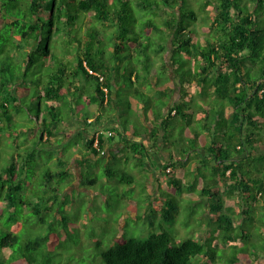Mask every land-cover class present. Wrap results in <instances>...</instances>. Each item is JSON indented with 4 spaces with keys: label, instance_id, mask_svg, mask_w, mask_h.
<instances>
[{
    "label": "trees",
    "instance_id": "16d2710c",
    "mask_svg": "<svg viewBox=\"0 0 264 264\" xmlns=\"http://www.w3.org/2000/svg\"><path fill=\"white\" fill-rule=\"evenodd\" d=\"M8 1L12 8L22 9L23 18L11 17L8 21L17 25L16 54L12 57H17L22 75L14 92L6 93L12 80L7 73L13 68L10 63L14 59L7 55L1 61L0 136L2 131L12 132L15 124L14 109L6 98L12 99L15 107L21 106L22 99L32 93L28 86L33 87L37 94L32 99L39 101V114L36 118L32 116L36 123L21 120L19 131L26 135V141L22 142L20 133L13 139L16 144L13 160L0 170V223L4 222L6 211H10L12 214L7 220L13 226L8 230L7 223H3L6 228L0 229V264H38L40 259H55L63 241L76 234L73 229H79V225L71 222L67 214L72 203L69 196L79 192L85 194L88 203L93 201L97 194L88 195L83 185L93 189L96 181L88 173L83 178V158L80 160L82 174L75 173L70 166L75 155L72 148L65 154L67 145L59 153L48 147L55 134L54 122L61 116L56 109L68 102V96L83 98L85 93L103 109L112 98L114 82L121 86L120 92L126 90L127 96L121 97V101H127L128 118L110 136L96 130L87 140V147L105 157V146L120 136L130 150H122L125 170L116 165L122 171L120 181L132 185L136 180L133 171L143 170L149 149L145 143L128 137L130 133L141 134L140 129H147L140 120L145 118L153 129V150L161 148L159 139L163 138V149L170 152L171 159L162 167L170 177L161 188L171 186L176 194L181 193V198L195 203L204 201L209 214L206 218L217 228V235L209 231L204 241L189 238L176 244L171 232L163 229L148 238L119 240L109 248H104L99 241L97 262L100 259L103 264H224V255H219L214 247L218 237L221 244L234 247L245 241V247L239 246L244 253L247 242L254 243L256 226L258 229L261 224L263 230L257 231L261 244L254 243V248L249 245L248 249L257 259L255 264H264V0H249L253 3L252 9L247 3L242 5V0H203L209 28L199 18L202 13L191 6V0H25L23 7L18 0H0L1 27L7 22L3 8L8 6ZM136 5L141 11L153 9L156 16L168 15L164 26L160 27L152 16L143 20V27L139 28L135 25ZM189 18L195 26L189 24ZM59 25H66L65 38L69 39L70 48L61 56L64 60L58 57L60 66L45 78L43 68H50L52 57L57 53L60 56V50L50 45ZM201 25L208 33L203 39ZM152 32H163L166 36L154 52L149 51L150 45L146 42L152 39ZM106 36L109 42L105 41ZM40 54L47 60L50 58L43 66L36 65L41 60ZM170 73L179 80L183 99L193 88L195 101H190L193 103L190 106L175 101L166 112L173 89L163 87L171 82ZM90 86L92 92L87 90ZM43 98L47 111L41 104ZM135 104L142 106L141 111L130 115ZM215 107L218 110L214 113ZM97 138L104 153L94 146ZM78 142L81 143L79 138ZM75 149L76 152L79 149L77 144ZM56 156L58 160L53 159ZM185 158L189 160L188 165L183 163ZM111 160L108 158L107 162ZM201 163L214 168L210 185L191 177L189 169L198 168ZM39 164L45 169L43 199L33 196L32 184L26 180L28 169ZM106 171L111 177L116 174L110 164ZM177 174L183 175L177 177ZM203 175L207 178V173ZM78 182L80 187L70 192L68 189ZM147 197L150 204L145 215L169 221L180 209L172 198L153 199L151 193ZM42 206H46L47 214L52 212L54 219L47 215L50 217H42L41 222L56 223V226L46 234L23 237L21 224L15 223L19 209L41 212ZM160 206L162 214L157 209ZM126 215L134 218L132 214ZM56 221H61V227ZM5 230L7 233H2ZM240 251L226 255L228 264H240L243 259ZM75 260L66 263L62 260L59 264H73Z\"/></svg>",
    "mask_w": 264,
    "mask_h": 264
},
{
    "label": "rangeland",
    "instance_id": "374dc122",
    "mask_svg": "<svg viewBox=\"0 0 264 264\" xmlns=\"http://www.w3.org/2000/svg\"><path fill=\"white\" fill-rule=\"evenodd\" d=\"M191 1L192 2L190 3L193 9L194 10L197 9L200 13H202L200 14L199 18L201 20L202 19L205 20L206 23L205 25L207 28H209L210 24L208 22V19L206 18V11L204 10L205 8L203 7L204 1L203 0H191ZM18 3H21L19 5H22L23 7L26 1L18 0ZM245 3L248 4L250 9L253 8L252 1L249 0L241 1L242 5H244ZM1 9L2 8L0 6V10ZM138 9L139 8L136 5V10H137L136 14L138 15V21L134 23L139 28L143 27V20L147 19V17H152V16L153 17L155 16V19L157 20V23L160 27L164 26V20L167 19L168 15L165 17H163L162 15L156 16V13L154 12L153 9L148 8L142 11L141 9H139L140 11H138ZM21 11L22 9L19 10L16 6L12 8V3H10L9 1H8V6L3 8V12H4L3 18L6 19L7 22L5 26L1 27L2 25L0 19V27H1L0 28V51H1L0 65H1V61L4 60L7 55H9L10 57L12 56L14 57L16 54L15 45L17 43V39L14 33H16L17 25L16 24L12 25L8 21L9 19H11V17L23 18V16L20 15ZM188 22L189 24H191V26L192 24L195 26V23L192 22V19L189 18ZM58 27L59 30L56 32L55 39L51 41L50 45L52 49L60 50V56L57 53L55 57H52V60L50 62V68L47 66L43 68L45 78L46 75L50 74L51 72H54L60 66L59 65L60 60H64L61 56L65 54L64 51H67L68 48H70L69 39L65 38L66 35L65 32L67 30L66 25H59ZM202 27L203 25H201L200 27L201 39L205 38V36L208 35L207 30ZM152 34H153L152 39L147 40L146 42H148L150 45L149 46L150 50L149 49L148 50L154 52L153 51L154 49L158 48V46H160L161 43H164L166 36L165 33L163 32H154V33L152 32ZM108 39L109 38L106 36L105 41L109 42ZM43 53L44 52H42V54ZM42 54H40L41 60L37 62L36 65L43 66L45 61L49 62L50 58L47 60ZM58 57H61V59L59 60ZM154 59L156 60V54H154ZM72 64L73 63H71V65ZM10 65H11L10 68L12 67L13 68L11 69L10 72L7 73V76L9 78H12L10 85L11 87L10 88L7 87L5 90L6 93L8 94L10 93L12 94L14 92L15 87L17 85V79L20 75H22L20 64L17 62V57L14 59V62L12 61V64L10 63ZM34 70H37V68L35 67ZM161 75L162 73L160 74V76ZM170 75H169L170 81L172 82L174 81L177 82V84H179V80L172 73H170ZM47 80L48 79H45V81ZM28 88L32 90V93L29 96H26L22 99L23 103L21 104V106L15 107V105L13 104V100L10 99L9 97L6 98L7 101H10V107L14 109L12 113L15 119V124L13 125L12 132L11 131L8 132L7 130L1 132L0 170L3 169L5 166L9 165L12 162L11 160H13V155L16 152V144L13 142V139L15 137H19V133H20L19 128L21 127V123H20L21 120L24 119V123H32L33 121L36 123V119H34L33 121L32 119L33 117L36 118L39 114L38 112L39 101L37 100L35 101L34 99H32L37 94L36 90L34 91V88L30 86H28ZM87 90L92 92L93 88H91L90 86L88 87ZM122 102L125 103L126 100H123ZM41 104L43 106V110L47 111L48 108L45 102V98L41 100ZM68 110H70L69 103H67V105H63L61 109L57 108L56 113L57 114L64 113L63 115L70 116L69 113L70 111ZM216 110H218L217 107H215V110L213 112L215 113ZM109 112L110 109H108L107 113ZM218 112L219 111H217V114ZM20 137H22V142L24 143L26 141V135L20 133ZM116 139L118 140L119 136H117ZM77 140L78 137H74L73 139H71L69 144L66 146L65 151L63 152H65V154H69L71 152V148H76V144L78 143ZM59 143L62 144L60 140ZM67 150H70L69 153H67ZM261 150H259L258 152H260ZM43 157L45 156L43 155ZM100 161L101 164L98 166V169H96L95 173L91 175L87 174L93 177L96 181V183L93 185L94 187L93 190L97 192V196H96L97 198L93 199V201H90L88 203V199L84 198L85 194L83 193L74 192L72 195L69 196L70 202L72 203L68 207L69 213L67 214H69L71 222H75L76 224L79 225V229L74 228L73 231L76 232V234L72 236V238L65 239L63 241L61 248H59L54 255L55 259H40L39 261L40 264H50L49 261H53V264H59L62 260L63 263H66L68 260L71 259H76L75 263L73 264H103L99 258H98L99 262H97L96 260L97 242L100 241L104 248H109L110 246L117 244L119 240L126 241L132 237L148 238L151 234L160 232L163 229H166L169 232H171L174 238V242L176 244H180L189 238L192 239L198 238L204 241L206 237L209 236V231H211L212 234L217 235V230H216L217 228L213 225V222L211 223L206 218V216L209 218V214L207 209L208 207L205 208L204 201L195 203L190 201L191 199L181 198L180 196L181 193L177 192L176 194L173 188H169L171 187L169 186L166 187V189L163 191V197L164 198L168 197L169 199L172 198L180 208L178 210V213L175 215L174 219L168 221V220H162L160 217H157L156 215H154L153 217H151V215L149 214L145 215V209L147 208V205L150 204V202H148V197H147V194L149 193L147 192V190H149V187L147 186V176L149 174L148 169H145L144 172L143 170H141V173L139 174L135 169L133 172L136 175V180L135 183L131 185L126 183L125 181H120L122 178V173H121L122 171L117 167L115 161L111 160L108 163L106 157H100ZM109 164L110 167H112L116 172V174L113 177H111V175H109L106 171V168ZM55 170H59V168H56ZM189 170H191L192 172L191 173L192 179L199 178L201 183L205 181V184L210 185L209 180H212L211 176L214 170L213 166H205L203 163H201L200 167L198 168L194 167V169L190 168ZM44 171L45 169L40 164L35 165V167L32 166L28 169V178L26 180L28 183L32 184L33 193H35L33 196L35 198L43 199L44 197L43 190L45 188V185H43L44 179L42 176ZM158 171H159L158 174L162 182H165L170 177L165 171L163 170L160 171V168L158 169ZM205 173H207V178H205L203 175ZM55 181H58V179H56ZM218 183L221 184L220 181H218ZM212 184H215V181ZM168 185L169 184H167V186ZM72 187L79 188L80 186L79 183H77ZM189 193L191 192H188V196L191 198L192 196ZM26 195H27L26 193L23 194L24 197ZM48 196L49 195H47L46 197ZM232 202H234V200H232ZM43 204L44 202H42L41 205ZM196 204L197 206H195ZM45 207L46 206H42L41 212H35L33 210L28 212H22L23 207L19 209V211L21 212L19 217H17L18 219L15 218V223L21 224L20 233L21 235H23V237L27 238L30 236V238H33L36 235H41V233L46 234L47 232L51 231L53 225L56 226V223L52 225L49 222H45V223L41 222L42 217L47 218L52 216V218L54 219L52 212L49 214L46 213V211L44 210ZM130 208H133L132 211L137 213V215L135 216L133 215V217L136 219L126 215L127 213L130 212L131 210ZM157 209L160 214L163 213V208L161 206L157 207ZM235 210L236 212H238L239 207L237 206ZM132 211L130 213H132ZM11 214L12 213H10V211H6L5 215L3 216L4 219L3 223H7V228L9 227L8 230H10V228L13 229L12 224H8V220H7V218ZM138 214L141 215L138 216ZM203 217H205L206 220H204ZM151 222H153L154 224L150 225ZM3 223H0V229L3 227L6 228ZM58 223H60L59 227H61L62 224L61 221H59ZM246 227L251 229L249 225H247ZM262 227L263 225L261 224H259L258 229L256 226V233H254V237H252V240L254 239V243L261 244L260 243L261 240L257 234V231L260 232V229L262 231L263 230ZM254 230L252 231L255 232ZM2 233L4 234L7 233V230L2 231ZM244 242H240L239 246L245 247ZM208 243L212 244L210 241ZM254 243L248 241L247 249H246L247 251L243 253L242 251H240L241 249L239 246L234 247L232 245L221 244L218 237L217 243L214 245V247L216 248V251L218 252L219 255L222 254L224 255L223 257L224 264H228V260L227 258H225L226 255L232 256L233 254L235 255L239 251L242 252L241 257L243 258L240 264H255L257 259H255L253 255L249 254L250 250L248 249L249 245L253 249ZM249 259H253V260L249 261ZM203 260H205V257H203ZM260 261L263 262L262 259Z\"/></svg>",
    "mask_w": 264,
    "mask_h": 264
},
{
    "label": "crops",
    "instance_id": "0c3cea01",
    "mask_svg": "<svg viewBox=\"0 0 264 264\" xmlns=\"http://www.w3.org/2000/svg\"><path fill=\"white\" fill-rule=\"evenodd\" d=\"M83 83L86 84V80H83ZM167 87H172L173 92L170 98L169 105L165 109L166 112L175 101H183L188 106L193 104L190 101H195V97L192 95L193 88L188 91L187 97L183 99L182 88L176 82L171 81L169 84H166L163 89H167ZM112 89V98L109 103L106 102L105 108L103 109L96 102H92L90 100V97L87 96L86 93L83 95V98H80V96H71V98H69L68 96L66 101H68L67 103H69L70 110L68 111H70V116H65L63 115L64 113H61V116L57 117L56 122H54L55 134L53 136L54 138L52 139L51 145H49L48 147L53 151L59 153L65 148L66 145L69 144L71 139H73L74 137H78L81 140V143H77V146L79 148L77 152L75 148H72V151H74L75 155L71 157L70 166L73 168L75 173L80 176L82 174L80 160L83 158V178L87 173L90 175L95 173L96 169H98V166L101 164L100 157H103V155L95 154L93 150L87 147V140L92 138V135L96 130L104 131L105 135L108 136L107 133L109 131L113 132L114 128L121 125L124 126V122L126 121V118H128L127 101L125 103L121 101V97L127 96V93L125 92L126 90L120 92L121 86L116 82H114ZM60 102L63 103L62 100H60ZM67 103L64 102L61 106L67 105ZM141 108L142 106L140 104H135V106H133V110H131L133 112H130V115H136V112L138 113L139 111H141ZM108 109H110L109 113H107ZM173 114H175L174 111L172 115ZM180 118H183V114ZM140 120L147 129H140V131H142L141 134L130 133L128 138L129 140L141 141L148 146L149 156L148 159L144 162L145 166L143 168V172L145 171V169H148L149 171V174L147 176V186L149 187V190H147V192L151 193V195H154L153 199H161L163 196V191L166 189V187L161 188L163 182L161 181V178L158 174V169L160 168L161 171L164 163L171 159L170 152L163 149V138L159 139L160 143L162 144L161 148L153 150L152 126L145 120V118L141 117ZM164 134L166 133L164 132ZM59 140L62 144L59 143ZM128 146L129 145H127L119 136L118 140L114 139V141L109 142L107 146H105L106 153L104 155H107L105 157L107 159L109 158V160L113 159V161L116 162L120 169L125 170L126 162L124 161L125 156H123L122 150H125L126 148L129 151L130 149H128ZM116 156L118 158H116ZM53 159L58 160V157L56 156ZM85 161L86 163H84ZM130 162L134 164L133 159H131ZM186 162H189L187 158L184 159L183 163ZM132 164L129 165L131 166ZM186 164L188 165V163ZM137 173L139 174L141 173V171L137 170ZM182 175L183 174H177V177H182ZM86 186L83 185V191H85L88 195L93 196L94 194H97L95 190ZM72 189L74 188L71 186L68 190H70L71 192ZM131 211L132 210H130V212ZM130 212L127 214H132L134 216L137 215V213L134 211H132V213Z\"/></svg>",
    "mask_w": 264,
    "mask_h": 264
},
{
    "label": "built area",
    "instance_id": "2783aa9c",
    "mask_svg": "<svg viewBox=\"0 0 264 264\" xmlns=\"http://www.w3.org/2000/svg\"><path fill=\"white\" fill-rule=\"evenodd\" d=\"M112 134H113V132H109V135H112ZM98 135H99V133H97V136H98ZM94 146H95L99 151H101V152L103 153V150H101V148H100V145H99V139H98V138L95 140Z\"/></svg>",
    "mask_w": 264,
    "mask_h": 264
},
{
    "label": "clouds",
    "instance_id": "9594fccd",
    "mask_svg": "<svg viewBox=\"0 0 264 264\" xmlns=\"http://www.w3.org/2000/svg\"><path fill=\"white\" fill-rule=\"evenodd\" d=\"M109 132H112V131H109ZM109 132L107 133V134H108V136H110V135H109ZM103 153H104V152H103Z\"/></svg>",
    "mask_w": 264,
    "mask_h": 264
}]
</instances>
